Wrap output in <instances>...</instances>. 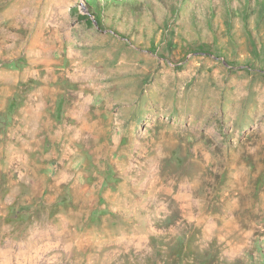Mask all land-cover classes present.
Instances as JSON below:
<instances>
[{
	"label": "rangeland",
	"instance_id": "rangeland-1",
	"mask_svg": "<svg viewBox=\"0 0 264 264\" xmlns=\"http://www.w3.org/2000/svg\"><path fill=\"white\" fill-rule=\"evenodd\" d=\"M96 1L0 0V264H264V5Z\"/></svg>",
	"mask_w": 264,
	"mask_h": 264
},
{
	"label": "trees",
	"instance_id": "trees-1",
	"mask_svg": "<svg viewBox=\"0 0 264 264\" xmlns=\"http://www.w3.org/2000/svg\"><path fill=\"white\" fill-rule=\"evenodd\" d=\"M130 1H132L133 2V0H130ZM260 2L264 5V0H260ZM89 6L91 7V8H93V10L91 11L92 12V14L94 15V19L98 22V24H101V12H100V10H99V8H98V4H97V1L96 0H89ZM75 11H78V10H75ZM83 16V15H82ZM84 17H86L85 15H84Z\"/></svg>",
	"mask_w": 264,
	"mask_h": 264
}]
</instances>
